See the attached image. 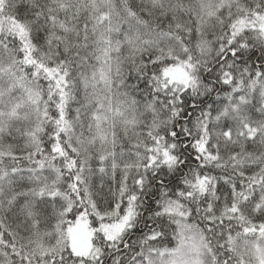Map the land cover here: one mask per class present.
<instances>
[{
  "label": "snow or ice",
  "instance_id": "6c2138e0",
  "mask_svg": "<svg viewBox=\"0 0 264 264\" xmlns=\"http://www.w3.org/2000/svg\"><path fill=\"white\" fill-rule=\"evenodd\" d=\"M0 264H264V0H0Z\"/></svg>",
  "mask_w": 264,
  "mask_h": 264
}]
</instances>
